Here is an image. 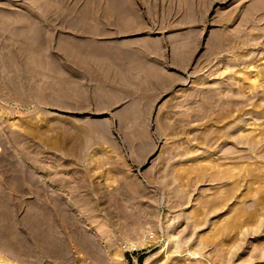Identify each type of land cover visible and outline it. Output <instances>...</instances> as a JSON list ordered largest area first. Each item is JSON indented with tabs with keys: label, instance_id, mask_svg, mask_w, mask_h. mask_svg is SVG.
I'll use <instances>...</instances> for the list:
<instances>
[{
	"label": "rangeland",
	"instance_id": "obj_1",
	"mask_svg": "<svg viewBox=\"0 0 264 264\" xmlns=\"http://www.w3.org/2000/svg\"><path fill=\"white\" fill-rule=\"evenodd\" d=\"M254 4L0 0V264H264Z\"/></svg>",
	"mask_w": 264,
	"mask_h": 264
},
{
	"label": "bare ground",
	"instance_id": "obj_2",
	"mask_svg": "<svg viewBox=\"0 0 264 264\" xmlns=\"http://www.w3.org/2000/svg\"><path fill=\"white\" fill-rule=\"evenodd\" d=\"M250 8V7H249ZM260 14V16H261V14L263 15V16H261V18L263 17V19H261V20H264V0H255V4L252 6V8L250 9V12H248V19L250 20V21H252V22H254V21H256L257 19H255V17L257 16V15H259ZM258 18V17H257ZM248 19H246V20H248ZM253 19H254V21H253ZM252 66V65H251ZM250 66V67H251ZM256 66V65H255ZM250 67H248V68H250ZM249 70V69H248ZM257 70V69H256ZM260 71V70H259ZM257 72V73H251V74H253L252 75V77L254 78V80H253V82H252V79L251 78H249V75L247 76L249 79H250V81L252 82V84L254 85V86H256L257 85V87H255V89H257L258 87H261L262 85L261 84H259V82L261 83V81L264 79L263 78V76H262V72L260 73V72ZM247 74V73H246ZM242 75V74H241ZM244 76V75H243ZM246 77V78H247ZM260 85V86H259ZM102 226V225H101ZM104 229V228H103ZM174 238V236L173 235H171L170 236V239H169V244H168V247H170V243L171 242H173V241H171L172 239ZM171 241V242H170ZM143 243H141V244H134L133 245V249L134 250H136V249H138L141 245H142ZM169 252H171V253H177L178 254V256H176V257H178V258H186V257H188L187 259H193V260H196L199 264H203L204 262V260L205 259H203L204 258V256L202 255V254H193V253H189V254H183L184 252H181L178 248H177V250L176 251H170V250H168V252L163 256V258H158V255H155V256H150V257H148V258H146V261H145V264H166L167 262L169 263V261H170V259L171 260H174L173 258L174 257H170V255H169ZM192 256H194V257H192Z\"/></svg>",
	"mask_w": 264,
	"mask_h": 264
}]
</instances>
